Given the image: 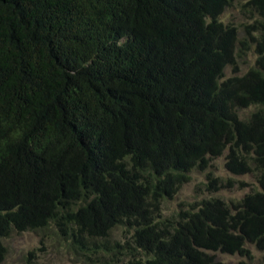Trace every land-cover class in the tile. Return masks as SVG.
<instances>
[{
  "label": "trees",
  "instance_id": "16d2710c",
  "mask_svg": "<svg viewBox=\"0 0 264 264\" xmlns=\"http://www.w3.org/2000/svg\"><path fill=\"white\" fill-rule=\"evenodd\" d=\"M234 1L0 0V264L10 235L47 230L83 264L264 251V0L239 28L220 18ZM225 152L247 194L165 216Z\"/></svg>",
  "mask_w": 264,
  "mask_h": 264
},
{
  "label": "rangeland",
  "instance_id": "374dc122",
  "mask_svg": "<svg viewBox=\"0 0 264 264\" xmlns=\"http://www.w3.org/2000/svg\"><path fill=\"white\" fill-rule=\"evenodd\" d=\"M245 0H235L232 7L228 8L220 16L224 23H231L238 28L247 22L239 10V4ZM255 56L249 53L247 56L238 59L237 65L240 73L246 72L253 65ZM227 76L233 75L231 68L225 70ZM226 152L212 160V167L204 172L193 171L190 174V181L182 186L178 194L171 201L163 204V214L169 215L179 208V205L186 206L187 203L197 202L207 197L224 198L226 201H236L242 198L249 191L254 179L251 175H231L224 167ZM212 172L214 177L220 181L239 180L244 183L239 188L220 187L214 193L205 190V175ZM219 182L217 186H219ZM118 238V237H117ZM7 253L4 264H83L76 256L70 253L67 243L61 241L52 231L13 233L4 240ZM247 254L244 256L234 254H215V259L222 264H264V251L258 250L254 245L247 244ZM249 255V257H248Z\"/></svg>",
  "mask_w": 264,
  "mask_h": 264
}]
</instances>
